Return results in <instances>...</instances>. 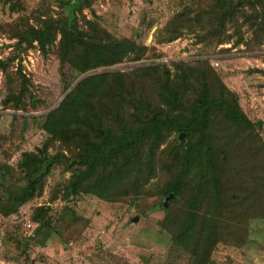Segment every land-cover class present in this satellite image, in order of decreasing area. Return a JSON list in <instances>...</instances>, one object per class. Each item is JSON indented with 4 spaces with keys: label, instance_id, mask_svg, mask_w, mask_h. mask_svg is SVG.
Instances as JSON below:
<instances>
[{
    "label": "trees",
    "instance_id": "16d2710c",
    "mask_svg": "<svg viewBox=\"0 0 264 264\" xmlns=\"http://www.w3.org/2000/svg\"><path fill=\"white\" fill-rule=\"evenodd\" d=\"M2 4L12 13L20 11L15 0H0ZM67 7L68 16L40 18L39 27L17 29L15 50L37 43L47 55L60 37L58 57L75 76L141 60L154 51L134 39L113 36L95 20L85 21L87 29H81L77 13L91 8L88 0L68 1ZM238 14L257 27L264 20V0H214L209 12L222 27ZM194 21L189 14L173 18L157 43H172L184 30L198 33L203 16ZM16 57L0 59L5 74ZM15 75L17 101L27 94L33 99L30 80L21 69ZM42 128L66 151L52 155L46 143L37 153H23L16 169L20 184L12 177L17 171L0 163V215L5 218L39 197L56 167L71 173L55 197L63 202L81 196L109 203L141 198L152 181L164 176L156 194L173 195L171 204L186 198L190 206L174 244L191 256V264H209L219 243L239 241L240 228L251 221L250 209L264 207V121H252L244 113L238 96L208 63L175 64L174 73L157 65L86 77L45 117ZM182 133L186 141L180 142ZM159 209L166 216L172 213L165 204ZM51 212L50 206H41L31 218L42 246L53 230ZM66 213L76 219L73 210ZM237 218H243L241 225Z\"/></svg>",
    "mask_w": 264,
    "mask_h": 264
},
{
    "label": "rangeland",
    "instance_id": "374dc122",
    "mask_svg": "<svg viewBox=\"0 0 264 264\" xmlns=\"http://www.w3.org/2000/svg\"><path fill=\"white\" fill-rule=\"evenodd\" d=\"M68 1L77 0H15L20 7L17 13L0 5V59L17 56L7 74L0 69V163L16 170L23 153H37L46 143L52 155L66 151L50 141L42 128L44 119L81 80L98 74L130 73L157 65L174 73L175 64L208 63L238 96L244 113L252 121H264V20L253 28L238 14L222 27L209 15L214 0H88L91 8L77 13L81 29H87L85 21L95 20L113 36L134 39L154 51L141 60L75 76L58 57L60 37L47 55L37 43L17 51L18 41L13 38L17 29L39 27L40 18L68 16ZM182 14L193 21L203 16V28L195 34L184 30L176 41L158 44L168 23ZM19 69L30 80L29 93L34 97L27 94L20 103L15 75ZM260 137L264 146V130ZM16 171L12 177L20 184ZM70 178L62 167L54 168L39 197L9 218L0 215V264H191V256L173 242L190 213L189 202L180 198L171 204L170 199L172 213L167 216L159 209L168 198L156 194L164 176L152 181L148 195L116 203L92 196L70 202L56 199ZM41 206L52 208L53 230L45 246L38 243L42 235L36 236L38 225L31 219ZM66 210H73L76 219ZM250 211L251 221L240 228L239 241L219 243L209 264H264V207ZM243 218L234 221L241 225Z\"/></svg>",
    "mask_w": 264,
    "mask_h": 264
},
{
    "label": "water",
    "instance_id": "95a60500",
    "mask_svg": "<svg viewBox=\"0 0 264 264\" xmlns=\"http://www.w3.org/2000/svg\"><path fill=\"white\" fill-rule=\"evenodd\" d=\"M185 138H186V134H185V133H182V134L179 135V141H180V142H183V141L185 140ZM172 197H173V195H171V196H169V197L167 198L166 203H165V207L168 206V203H169V201H170V199H171ZM137 221H138V219H135V220H134V222H137Z\"/></svg>",
    "mask_w": 264,
    "mask_h": 264
}]
</instances>
